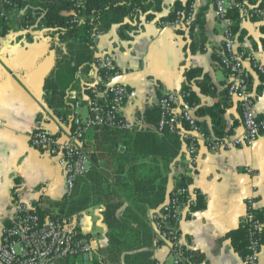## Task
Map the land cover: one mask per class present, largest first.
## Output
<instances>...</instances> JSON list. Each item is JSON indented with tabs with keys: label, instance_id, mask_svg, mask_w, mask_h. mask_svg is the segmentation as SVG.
<instances>
[{
	"label": "crops",
	"instance_id": "obj_1",
	"mask_svg": "<svg viewBox=\"0 0 264 264\" xmlns=\"http://www.w3.org/2000/svg\"><path fill=\"white\" fill-rule=\"evenodd\" d=\"M178 1L186 5L188 0H163L162 11L153 19L148 18V14L127 18L96 40V52H112L121 73L119 82L127 84L133 93L123 114L129 121L144 118L147 110L158 108L165 95L182 94L188 69H200L202 75L191 83L189 92L195 94L201 107L225 102L227 130L240 134L243 132L240 109L228 96V73L219 62L225 42V24L218 18L214 0H192L198 18L190 29L164 27ZM239 27L243 35L241 38L240 32L237 35L238 46L264 64V23L242 19ZM50 35V29L39 27L0 35V231L10 225L18 203L35 209L37 204L44 209L53 206L52 212L59 214L61 208L58 205L67 202L68 208L74 206L71 208L74 213L67 214V208L62 215L79 218L93 251L106 249L109 238L104 219V197L96 203L98 199L92 195L96 185L90 175L98 172L110 183L117 180V156L110 139L105 134L99 135L97 130L86 136L85 146L90 152L93 168L71 197L66 195L62 174L51 156L32 147L29 141V135L35 129L54 133L64 130L59 111L50 108L46 100L45 81L56 63ZM246 71L255 96V111L264 117V80L250 60L246 62ZM78 92L72 95L76 96ZM185 105L182 97L178 107L182 109ZM86 112L81 111L83 116ZM199 119L207 131L214 133L209 116ZM126 150L125 146H120L121 153ZM136 150L134 147L132 153ZM185 152L186 145L182 142L181 151L169 167L161 160L152 162L155 158L152 155L142 161L148 164L144 172L167 178L165 191L152 193L145 198L146 202H140L146 209L144 221L152 230L153 259L157 264H172L171 248L159 240L154 217L170 201L178 175L173 167L181 169L185 165ZM185 178L187 184L203 196L206 207L181 222V243L194 252V257L200 255L202 259L198 258V264H243L226 235L244 223L248 201L254 197V187L257 188L256 208L264 211V136L253 146L230 151H212L202 146L197 168ZM88 195L92 197L85 204ZM117 195L120 200L115 201H124V209L131 205L119 189ZM82 202L84 204L80 206ZM92 212L96 213L101 227L96 233L92 230L93 221L87 219ZM258 264H264V248Z\"/></svg>",
	"mask_w": 264,
	"mask_h": 264
},
{
	"label": "built area",
	"instance_id": "obj_2",
	"mask_svg": "<svg viewBox=\"0 0 264 264\" xmlns=\"http://www.w3.org/2000/svg\"><path fill=\"white\" fill-rule=\"evenodd\" d=\"M0 1L9 3L8 0ZM84 3V0H78L77 7H83ZM214 4L219 20L225 24L220 65L228 73V96L238 104L243 132L217 136L203 127L195 107L185 105L179 109L182 94L169 93L160 99V117L154 130L159 134H179L186 145L185 165L181 169L173 167L178 175L175 176L177 183L170 201L154 217L159 240L171 248L172 264H198L189 248L181 243L180 231L181 222L194 212L197 191L187 182L185 186L179 184L183 177L197 168L201 147L212 151H230L253 146L264 136V117L255 111V96L250 88L246 62H252L263 80L264 64L238 46L233 30L235 22L229 17L230 12L238 11L244 19L264 23V0H214ZM25 13L26 10L21 12L22 15ZM79 13L74 12L76 23L80 21ZM174 14L164 27L188 30L196 18L193 6L188 10H177ZM34 28H38L37 24L22 30ZM39 28L44 29L42 26ZM120 76L112 52L98 50L91 70L78 74L81 88L76 94L73 117L61 118L64 130L54 133L35 129L29 135L32 147L51 156L62 174L68 197L73 195L77 180L88 175L93 168L90 152L85 146L88 131L100 128L146 131L150 128L143 117L129 121L124 116L123 109L133 93L127 84L119 82ZM83 108L87 110L86 116L81 113ZM246 171L252 173L250 169ZM253 192L246 216L253 225L248 264H258L264 248V243L256 236L257 233H264V221L257 220L251 213L257 210L256 187ZM92 252V243L82 231L78 217L42 218L31 205L18 203L10 225L0 231V264H62L70 258H78L77 264H88Z\"/></svg>",
	"mask_w": 264,
	"mask_h": 264
},
{
	"label": "trees",
	"instance_id": "obj_3",
	"mask_svg": "<svg viewBox=\"0 0 264 264\" xmlns=\"http://www.w3.org/2000/svg\"><path fill=\"white\" fill-rule=\"evenodd\" d=\"M84 1V6L80 8L77 7L78 0H8L9 3L6 4L0 1L1 36H6L12 30L25 29L28 25L36 24L38 27L42 26L51 30V50L56 54V63L45 81L46 100L48 106L59 111V116L65 119L72 118L74 115L77 97L72 94L81 88L78 74L88 73L95 63L98 36L110 31L114 25L123 24L127 18H133L139 14H148V18L153 19L156 13L162 11L163 6V0ZM191 6L192 0H188L186 5H182L178 1L175 10L166 20H172L175 11L188 10ZM23 10H26V13L21 15ZM74 12H80L78 23L74 22ZM12 16L18 17L15 20L11 19ZM229 17L235 22L233 30L237 37L240 32V22L244 18L238 11L230 12ZM242 35L240 32L239 37L241 38ZM201 75L202 70L200 69H188L185 72L187 84L182 90L184 101L187 105L196 108L198 117L209 116L211 118L215 135L222 136L232 132V129L227 130L224 120L225 102L218 103L213 107H201L195 94L189 92L191 83L199 79ZM201 85L203 86V84ZM159 117V107L145 112L144 119L151 125V129L146 131L93 129L97 130L99 135L105 134L110 139L118 165L115 176L117 180H114V183H110L104 174L97 172L90 175L92 170L88 174L90 180L96 185L93 187L95 194H92L98 199L96 203L101 202L99 199L102 200L104 197L103 203L106 207L104 219L108 226L109 238L108 247L93 251L88 264H157V261L153 259L152 230L144 221L146 209L140 202H146L145 198L152 193L165 191L167 178L162 174L144 172L148 164L142 161L152 155L155 157L152 162L161 160L169 167L175 162L182 147L179 134H159L154 130ZM93 130L88 131L86 136ZM121 145L127 148L125 153L119 151ZM134 147L138 150L132 153ZM84 177L77 180L75 190L82 186L81 181ZM185 185H187L186 178L183 177L179 186ZM118 189L131 203L125 209L123 208L124 201H115L116 199L120 200V198H116ZM90 197L92 196L88 195L85 198V204ZM196 200L197 203L193 207V211L205 209V201L199 192H197ZM83 204L84 202L80 206ZM52 207L44 209L40 204H37L36 213L42 218L59 219L65 217L62 214L69 205L67 202L58 205L61 208L59 214L53 213ZM73 207L68 208L69 214L74 213V209H71ZM251 213L257 220L264 221L263 210L257 209ZM252 231V221L246 218L239 228L226 235L233 250L242 258L243 264H248V257L251 254L249 248ZM256 236L261 243H264V233H257ZM86 237L88 238L87 235ZM198 258L202 259L199 254L194 257L197 263L199 262ZM77 262L78 258H70L62 261V264H77Z\"/></svg>",
	"mask_w": 264,
	"mask_h": 264
},
{
	"label": "rangeland",
	"instance_id": "obj_4",
	"mask_svg": "<svg viewBox=\"0 0 264 264\" xmlns=\"http://www.w3.org/2000/svg\"><path fill=\"white\" fill-rule=\"evenodd\" d=\"M81 111H82L83 113L86 112L85 108H83ZM67 214H69V212H67ZM89 218L93 221V228H92V230H93V232L96 233L97 231H99V230L101 229V227H100L99 224H98V218H97L96 213L92 212V213L88 216L87 219H89Z\"/></svg>",
	"mask_w": 264,
	"mask_h": 264
},
{
	"label": "water",
	"instance_id": "obj_5",
	"mask_svg": "<svg viewBox=\"0 0 264 264\" xmlns=\"http://www.w3.org/2000/svg\"><path fill=\"white\" fill-rule=\"evenodd\" d=\"M53 264H59L58 262H55V263H53Z\"/></svg>",
	"mask_w": 264,
	"mask_h": 264
}]
</instances>
